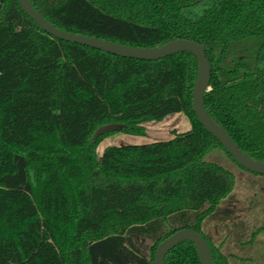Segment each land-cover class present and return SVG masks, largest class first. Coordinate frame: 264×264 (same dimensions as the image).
Returning a JSON list of instances; mask_svg holds the SVG:
<instances>
[{
    "label": "trees",
    "instance_id": "16d2710c",
    "mask_svg": "<svg viewBox=\"0 0 264 264\" xmlns=\"http://www.w3.org/2000/svg\"><path fill=\"white\" fill-rule=\"evenodd\" d=\"M29 1L73 33L133 47L180 38L203 45L207 114L264 161V0ZM197 70L188 51L144 60L55 38L18 0H0V264H153L158 243L182 228L206 239L214 264H251L239 248L257 238L255 261L264 264V195L237 173L263 186L264 175L240 166L198 121ZM172 113L190 128L98 155L104 138L146 136L145 122ZM108 123L122 127L93 140ZM216 150L230 163L209 159ZM240 191L258 225L225 208L240 206ZM164 264L200 261L184 240Z\"/></svg>",
    "mask_w": 264,
    "mask_h": 264
},
{
    "label": "water",
    "instance_id": "95a60500",
    "mask_svg": "<svg viewBox=\"0 0 264 264\" xmlns=\"http://www.w3.org/2000/svg\"><path fill=\"white\" fill-rule=\"evenodd\" d=\"M21 10L27 14L42 30L55 38L79 43L96 48L114 55L131 57L144 60H156L177 52L188 51L195 55L198 62L197 76L192 91V102L194 112L200 124L213 135L233 159L246 170L264 175V161L248 156L222 126L217 124L204 108L203 96L209 89L210 64L206 57L205 48L200 43L188 39H175L155 47H133L120 44L107 39L88 36L80 33H73L60 29L47 21L30 3L29 0H18ZM120 123H108L99 126L93 133L95 140L101 133L112 130H119ZM188 240L194 244L200 264H214L209 254L206 239L197 231L191 228H182L160 241L154 252L153 264H164V257L167 252L181 241Z\"/></svg>",
    "mask_w": 264,
    "mask_h": 264
},
{
    "label": "rangeland",
    "instance_id": "374dc122",
    "mask_svg": "<svg viewBox=\"0 0 264 264\" xmlns=\"http://www.w3.org/2000/svg\"><path fill=\"white\" fill-rule=\"evenodd\" d=\"M146 130L148 131V135L146 136H135V135H129L125 134L122 132H118L115 134H112L106 138H104L98 145L97 147V153L98 155L101 154L102 150L109 145H133V144H143L151 141H155L156 139L153 138L154 136L159 139L163 138L169 139L172 138L173 131L176 132H184L187 131L190 128V124L188 119L181 113H172L167 117L166 119L164 118L160 122H155V121H149L144 123ZM211 160H217L219 163L227 165L229 162V159L223 154L221 150H216L212 154L209 155L208 157ZM237 176L241 178V181L243 182H251L253 184L254 190L257 192V194H260L263 196L264 195V186L256 181L255 179H250L246 177L244 174L237 173ZM249 180V181H248ZM244 192V191H243ZM242 191H240L237 201L239 202V207L234 206L233 203L225 205V208L227 210H234L236 213L239 214V216H242L244 219V222L247 224H255L258 225L259 223V218L258 217H252L251 214L249 213L250 209V204L248 203L250 200V194H246L244 192L243 194ZM250 193V192H249ZM252 199V198H251ZM252 204V203H251ZM232 210V211H233ZM249 214V215H248ZM250 220V221H249ZM249 226V225H248ZM251 227H249L250 229ZM249 230H246L243 235L241 236L242 239H247L249 237ZM209 236H214V232H209ZM138 244L140 249L145 252L146 251V243L144 240L137 238ZM240 254H243L244 256H249L257 259L259 257L261 252V244L258 242L257 238L252 244H248L244 246L243 248H239ZM239 254V253H238ZM241 255V256H243ZM257 256V257H256ZM252 260L251 264H256L257 261Z\"/></svg>",
    "mask_w": 264,
    "mask_h": 264
},
{
    "label": "crops",
    "instance_id": "0c3cea01",
    "mask_svg": "<svg viewBox=\"0 0 264 264\" xmlns=\"http://www.w3.org/2000/svg\"><path fill=\"white\" fill-rule=\"evenodd\" d=\"M167 117H169V115H168V116H166V117H165V119H166ZM146 133H147V135H148V131H147V130H146ZM153 138H155L156 140H162V139H163V138H160V137H159V139H158V138H157V137H155V136H154Z\"/></svg>",
    "mask_w": 264,
    "mask_h": 264
}]
</instances>
